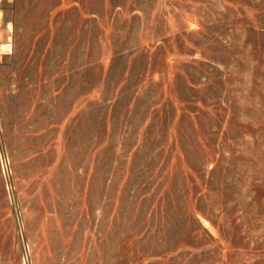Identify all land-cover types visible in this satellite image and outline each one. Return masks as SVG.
Listing matches in <instances>:
<instances>
[{"label": "rangeland", "instance_id": "374dc122", "mask_svg": "<svg viewBox=\"0 0 264 264\" xmlns=\"http://www.w3.org/2000/svg\"><path fill=\"white\" fill-rule=\"evenodd\" d=\"M0 264H264V0H0Z\"/></svg>", "mask_w": 264, "mask_h": 264}, {"label": "built area", "instance_id": "2783aa9c", "mask_svg": "<svg viewBox=\"0 0 264 264\" xmlns=\"http://www.w3.org/2000/svg\"><path fill=\"white\" fill-rule=\"evenodd\" d=\"M14 47L9 41H0V54H11Z\"/></svg>", "mask_w": 264, "mask_h": 264}]
</instances>
